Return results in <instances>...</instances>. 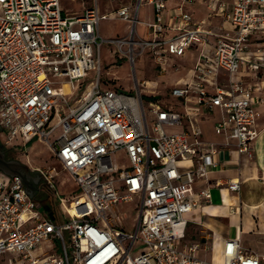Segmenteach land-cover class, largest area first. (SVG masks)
<instances>
[{
  "label": "built area",
  "instance_id": "built-area-1",
  "mask_svg": "<svg viewBox=\"0 0 264 264\" xmlns=\"http://www.w3.org/2000/svg\"><path fill=\"white\" fill-rule=\"evenodd\" d=\"M92 1L83 13L69 14L61 0H0L2 143L27 151L38 138L73 180L72 193L63 196L57 168H35L45 178L41 187L54 192L53 217L29 197L19 175L0 174V255L11 253L24 264H264V253L245 249L239 237L226 239L220 261L199 255L207 244L182 243L187 214L201 198L210 202L212 196L209 188L195 191L193 184L218 166V143L203 138L201 108L219 109L213 128L224 136L222 145L232 141L238 154L254 156L262 117L258 106L264 104V46L251 43L264 32V0H236L230 10L221 4L236 26L233 34L193 21L185 6L194 0H179L171 8L169 26L163 20L166 2L147 0L156 20L147 24L145 38L136 29L142 0L135 14L128 6L101 14ZM111 17L129 23L126 36L100 35V21ZM167 27L177 33L164 36ZM104 43H114L133 66L143 53L154 52L162 68L167 54L197 49L187 83L171 89L184 110L147 101L140 90L102 88ZM244 63L256 69L253 80L234 77ZM221 69L228 87L217 82ZM88 81L89 88L71 105L63 86L76 90ZM58 128L61 133L51 139ZM227 185L232 191L241 188L238 180ZM129 201H136L139 211L133 232L119 207Z\"/></svg>",
  "mask_w": 264,
  "mask_h": 264
},
{
  "label": "crops",
  "instance_id": "crops-1",
  "mask_svg": "<svg viewBox=\"0 0 264 264\" xmlns=\"http://www.w3.org/2000/svg\"><path fill=\"white\" fill-rule=\"evenodd\" d=\"M164 1L166 2V9L163 12V20L164 23L169 26L173 23L171 18V8L177 5L179 0ZM235 1L236 0H194L193 3H189L185 7L186 10L192 15L193 21L198 22L204 20L206 22V26L218 34L227 32L233 34L236 26L226 19L220 7L223 3L225 4L226 9L230 10L233 7ZM71 2H76L78 4L79 7L77 10H74L70 6ZM61 3L65 11H67L69 14H80L83 13L88 6L92 5L93 1L61 0ZM97 4L101 14L112 13L121 6H128L130 12L135 14L137 0H117L114 5L111 6V9L103 8L100 0H97ZM146 8L150 9L149 18H146L144 15V10ZM137 17L138 23L136 25V29L138 37H148L149 28L147 24L153 23L156 20L154 5L149 3L147 0H142V3L137 11ZM104 20L124 21L120 18L111 17L109 19H102L100 23ZM127 25L128 32L129 23ZM176 33L177 32L175 30L167 27L163 35L166 37H172ZM127 34L128 33H126V35ZM251 45L253 48L256 46H264V32L253 36ZM206 50L208 53H211L213 50L212 45H209ZM148 54L153 60V64L158 65L154 52H148ZM197 56L198 50L195 48L188 49L183 56L167 54L165 66L164 68L159 67L158 76L162 78L164 75H166V73H181L174 81L170 82L171 85L167 86V92L165 95L163 91L151 90L150 92H146L144 97L146 96L148 98L145 99L148 101H157L158 99H156V96L153 95V91L158 92V94L160 92V94L162 93L164 97L171 96L173 99L165 101H162L163 99H159L158 101H161L168 106H174L175 109L183 111L184 107L181 101L171 95V89L173 87L183 86L185 83H187ZM139 58L141 57L139 56L137 59ZM184 58H190L191 64L188 65L185 62L179 64L178 60ZM176 67L178 69H176ZM255 70L256 69L250 68L247 63H244L241 66L239 72H237L234 77L237 80H253ZM261 70L262 74H264V68ZM216 79L220 86L228 87L229 79L224 69H221L217 73ZM101 87L105 89L124 90L123 88L117 86L112 87L109 85H101ZM208 88L211 89L210 87ZM164 91H166V89ZM262 93L264 95V89L262 90ZM191 105H193V103H191ZM258 108L262 112V117L259 120L260 134L254 143V156L252 159L245 154H238L232 141L228 146L221 144L225 141V138L222 135H217L213 128L215 122L220 117L219 109H216L214 112H209L206 109L201 108L200 113L197 115L200 126L207 121L212 122V133L205 135L203 129L202 131L204 139L218 143V166L215 170L209 173L207 179H197L193 184L195 191L209 188L212 196L210 202H205V200L201 198L199 204L187 214V226L182 243L201 242L203 245H209L208 249L202 248L199 250V255L205 259L220 261L222 257L223 245L226 239L232 237H239L245 249L258 254L264 253V104L258 106ZM0 149L4 152L5 157L8 160H19L11 155V150L16 148L5 146L2 143L1 131ZM2 173L5 172L0 169V174ZM229 180L240 181V190H230L227 185ZM40 192H45L42 190L41 181L38 182V189L33 194V196L41 202L40 199L42 198V195H39L38 197ZM203 229L206 232H202ZM201 253H209L210 257L202 256Z\"/></svg>",
  "mask_w": 264,
  "mask_h": 264
},
{
  "label": "rangeland",
  "instance_id": "rangeland-1",
  "mask_svg": "<svg viewBox=\"0 0 264 264\" xmlns=\"http://www.w3.org/2000/svg\"><path fill=\"white\" fill-rule=\"evenodd\" d=\"M117 0H100L103 8H110L114 5ZM136 1V0H134ZM70 6L74 9H78V4L76 2H71ZM144 15L146 18L150 17V9L146 8L144 10ZM128 23L121 20H104L100 23V35L102 37H122L126 35ZM141 58H136V63L133 66L129 59L118 51L117 46L114 43H104L100 51V59L102 65V75L101 81L103 85L117 86L121 87L124 90L131 93H138L140 90L141 94L144 96L146 92L151 90L163 91L164 95L167 92V86L171 85V81H174L180 73H166L162 78L158 76L159 65L153 64V60L148 53H143ZM179 64L185 62L186 64H191L190 58H184L178 60ZM181 67V66H180ZM174 71V70H173ZM182 71V69H181ZM96 71L90 73L91 80L95 78ZM144 80V82H143ZM89 88V81L85 83L82 87L72 90L69 86H63L65 92H68L70 95L67 97L71 105L75 104V100L80 97L83 92ZM166 89V91H164ZM153 95L156 96V99L162 101L173 99L171 96L164 97L162 93L153 91ZM158 94V95H157ZM162 95V96H161ZM148 97H144V99ZM148 101V100H147ZM161 102V101H160ZM162 103V102H161ZM164 104V103H163ZM60 106V105H58ZM66 107V106H65ZM150 114V113H149ZM57 121V118H54V123ZM211 121H207L202 124V129L205 135L212 133ZM62 128H58L55 134L51 137L53 139L55 135L61 133ZM11 155L19 159L23 166H26L29 170L35 172L36 167H50L54 166L59 171L58 176L56 177L57 188L61 195L69 196L73 191V180L68 175V173L63 169V167L56 161L53 157L49 146L46 143L41 142L38 138H34L27 145V151L21 149H12ZM124 164H127L125 162ZM128 166V165H127ZM43 186V185H42ZM45 192H40L38 194L42 197L46 194L47 199L52 197L55 199L54 192H49L44 187L42 188ZM121 212L126 215L124 219V224L128 231L135 230V220L139 214L138 206L136 201H129L126 203L120 204ZM45 208V207H44ZM202 232H206L204 229ZM140 243L136 244L135 250L137 251L140 248ZM57 252H61V247L57 241ZM202 256L210 257V254L201 253ZM13 254L6 253L0 255V264H24L19 261L13 260Z\"/></svg>",
  "mask_w": 264,
  "mask_h": 264
},
{
  "label": "water",
  "instance_id": "water-1",
  "mask_svg": "<svg viewBox=\"0 0 264 264\" xmlns=\"http://www.w3.org/2000/svg\"><path fill=\"white\" fill-rule=\"evenodd\" d=\"M0 169L9 175H19L24 181L26 193L31 198L34 192L31 190L30 181L35 184V191L38 189V182L44 180L45 178L39 173L29 170L26 166H23L19 160L11 159L8 160L5 157L4 152L0 149ZM24 172L29 174L30 179H26Z\"/></svg>",
  "mask_w": 264,
  "mask_h": 264
},
{
  "label": "trees",
  "instance_id": "trees-1",
  "mask_svg": "<svg viewBox=\"0 0 264 264\" xmlns=\"http://www.w3.org/2000/svg\"><path fill=\"white\" fill-rule=\"evenodd\" d=\"M40 200L46 207V209L50 212V214L55 217L54 213L57 210V203L55 202V199L53 200L52 197L47 199V195L45 194Z\"/></svg>",
  "mask_w": 264,
  "mask_h": 264
},
{
  "label": "flooded vegetation",
  "instance_id": "flooded-vegetation-1",
  "mask_svg": "<svg viewBox=\"0 0 264 264\" xmlns=\"http://www.w3.org/2000/svg\"><path fill=\"white\" fill-rule=\"evenodd\" d=\"M24 175H25V178L26 179H30V176H29V174H27V172H24ZM31 180V179H30ZM30 187H31V190L35 193L36 191H35V184H34V182H32V181H30Z\"/></svg>",
  "mask_w": 264,
  "mask_h": 264
}]
</instances>
